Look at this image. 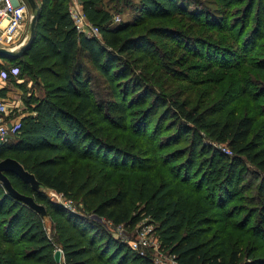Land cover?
I'll return each mask as SVG.
<instances>
[{
  "label": "trees",
  "instance_id": "obj_1",
  "mask_svg": "<svg viewBox=\"0 0 264 264\" xmlns=\"http://www.w3.org/2000/svg\"><path fill=\"white\" fill-rule=\"evenodd\" d=\"M113 1L132 4L108 0ZM188 1L135 0L134 21L115 24L118 14L105 8L103 0H78L87 21L97 27L98 39L77 31L68 0H42L30 48L14 60L0 56L17 64L19 76L34 75L47 87L43 99H26V114L12 138L0 146V160L15 159L61 200L35 193L18 176L6 173L18 193L45 207L50 230L39 213L9 195L0 183V264H56L57 249L61 264H150L105 228L106 223L133 226L143 219L156 224L159 240L175 264H241L237 246L211 243L219 237L213 223L235 216L234 226L252 231L264 242V129L250 136L254 124L250 117L223 119L225 107L235 98L229 92L209 107L190 106L172 97L164 99L149 75H128L133 71L130 64L149 57L147 36L165 32L151 24L146 34H138L137 26L169 21L175 15L201 22L204 13L190 11ZM231 2L237 6L243 31L250 22L255 24L248 32L256 48L264 42V0ZM82 58L109 87L108 99L93 95ZM169 64L164 63L167 70L172 69ZM252 68L264 73V59ZM248 92L240 89L235 96ZM130 94H136L143 108L134 123L127 106ZM3 97L5 89H0ZM157 113L156 129L147 133ZM89 114L109 129L133 133L144 147L138 151L148 150L152 157L141 155L140 164L126 165L123 152L103 145L93 134L81 133ZM162 132L167 134L161 137ZM216 143L224 144V150ZM137 171L144 173L140 185L131 178ZM243 172L251 175L243 190L252 185L254 189L240 197L244 184L238 186L237 180ZM118 174L127 175L128 183L115 190L112 180ZM240 198L243 203L238 205ZM132 200L142 202L141 217L133 216ZM69 201L75 205L67 207L64 203ZM209 233L212 239L207 238Z\"/></svg>",
  "mask_w": 264,
  "mask_h": 264
},
{
  "label": "rangeland",
  "instance_id": "obj_2",
  "mask_svg": "<svg viewBox=\"0 0 264 264\" xmlns=\"http://www.w3.org/2000/svg\"><path fill=\"white\" fill-rule=\"evenodd\" d=\"M110 2L103 0V5L105 8L111 7L114 15L118 14L115 16V24L134 21L135 9L132 4L135 0H132V4L120 5L115 4L114 1ZM188 3L190 4L188 6L190 11L195 9L204 13L205 16H202L201 22L175 15L169 21L146 22L137 26L135 32L138 34H146L151 24L158 27L160 25V30L164 28L165 32L158 37L147 36L146 48L149 49V57L140 64H130L133 71L129 72L128 75H132V73L134 75L137 73L149 75L154 88L161 95L163 94L164 99L172 97L179 101H186L190 106L209 107L229 92L235 98L225 107L222 117L228 120L243 116L250 117L254 122L250 132L251 136L260 129H264V73H259L252 68L254 63L264 59V42L261 41L259 46L255 48L253 44L255 38L250 39L248 32L254 28L255 24L250 22L246 30L243 31L238 22L237 6L231 0H189ZM27 30L29 34V26ZM96 37L101 39L99 34ZM200 50H207V53L204 56L200 55ZM81 62L87 71V75L91 78L89 87L93 95L97 99H108L111 92L107 84L103 82L97 72L92 70L85 59L82 58ZM168 62L172 69L167 70L165 68L164 63ZM117 63L119 62L117 61ZM11 65L17 64L12 62ZM18 78L22 88L19 96L20 112L15 113L16 117L26 113L27 98L35 97L41 100L46 97L47 90L46 83L34 75L23 76L20 74ZM118 81L120 80H117L116 83ZM8 86L10 87V85ZM244 88L250 92L235 96L240 89ZM135 95L130 94L127 97L128 113L131 114L130 118L133 123L136 121L139 111L143 109ZM15 99L14 97L13 100L15 101ZM84 119L81 133L85 136L93 134L104 143L103 145L115 147L123 152L125 155L123 160H125L126 165L140 164L139 157L141 155L142 157L145 156L146 159L152 157L147 156L148 150H145L146 152L138 151L144 147L130 131L121 132L120 130L109 129L102 123L95 121L93 114L85 116ZM151 120L152 122L147 127V133L156 129L155 124L159 121V114L154 115ZM166 134V132H162L161 137ZM216 146L221 150L225 148L224 144L216 143ZM136 147L138 148L136 149ZM225 153L228 156L230 154L228 151ZM131 178L135 185H140L144 180V173L137 171L132 174ZM250 179L251 175L248 172L240 173L237 180L238 186L244 185L240 187L238 196L243 197L253 191L254 185L247 191L243 190L245 182L247 184ZM112 181L114 182V189L117 190L128 183L127 175L118 174ZM254 181L256 183L257 179ZM66 203L75 205V202ZM236 203L242 204L243 198H240ZM131 205L133 216L141 217L143 215L142 202L132 200ZM237 219L238 217L235 216L224 222L213 223V229L218 228L216 234L219 237L212 240V245L218 247L220 241H225L229 248L233 246L239 248L241 264H264V242L259 240L252 231L241 230L234 226L233 224ZM106 224V231L115 238H119L127 244L130 242L139 243V248L135 252L140 257H146L150 264H175L172 254L164 248L159 240L156 224L151 223L150 219H143L133 226ZM213 237L212 233L207 236L208 239ZM253 257H258L260 261L254 262ZM138 262L141 261L138 260ZM57 264H61L60 261Z\"/></svg>",
  "mask_w": 264,
  "mask_h": 264
},
{
  "label": "built area",
  "instance_id": "obj_3",
  "mask_svg": "<svg viewBox=\"0 0 264 264\" xmlns=\"http://www.w3.org/2000/svg\"><path fill=\"white\" fill-rule=\"evenodd\" d=\"M28 12L29 7L25 0H0V48L6 50L19 48L20 44L17 43V40ZM69 13L78 32L89 36H97L99 34L97 27L87 21L82 11L72 7ZM6 110V105L0 100V143H4L8 139L9 129L3 119ZM56 200L61 201L60 198ZM64 204L70 207L66 202ZM128 245L133 251H137L139 248V243L137 242H130Z\"/></svg>",
  "mask_w": 264,
  "mask_h": 264
},
{
  "label": "water",
  "instance_id": "obj_4",
  "mask_svg": "<svg viewBox=\"0 0 264 264\" xmlns=\"http://www.w3.org/2000/svg\"><path fill=\"white\" fill-rule=\"evenodd\" d=\"M30 6V9L34 12L31 21H30V33L28 40L20 46L17 51H10L4 48H0V56L16 59L21 57L32 45L35 36V24L38 19L39 15V8L34 3L33 0H27ZM9 128H12L11 125H8ZM6 173H13L18 176L24 183L28 184L31 189L35 193H42L45 194L49 199H57L58 195L56 192L48 189L42 183L37 181L34 174L30 173L26 170L22 164L11 157L4 158L0 160V183L3 185L6 192L11 195L13 198L22 201L25 203L29 208L35 210L39 215L42 217L46 229L49 230L50 228V221L48 215L46 213L45 207L42 204H38L35 202L32 196H26L23 194L18 193L11 185ZM61 258L60 250H56L54 252V261L55 263H59Z\"/></svg>",
  "mask_w": 264,
  "mask_h": 264
},
{
  "label": "crops",
  "instance_id": "obj_5",
  "mask_svg": "<svg viewBox=\"0 0 264 264\" xmlns=\"http://www.w3.org/2000/svg\"><path fill=\"white\" fill-rule=\"evenodd\" d=\"M25 1L28 4L29 12L26 16L24 23L22 24V27H21L20 33H19V37L17 40V43L20 44V46L23 45L22 42L25 39H26L25 40V42H26L29 38L27 28L29 26V33H30V21H31V17L34 13L30 9L28 1L27 0H25ZM33 1L37 5V7L39 8L42 0H33ZM72 7H74V9H77V10H80L83 12L82 6L78 2V0H68V10H70ZM20 46H19V48H20ZM19 48H16L15 50H10V51H17ZM9 59H12V58H9ZM12 60H14V59H12ZM11 63L8 61V59L4 60V59L0 58V65H1V67H0V89H5V97L0 98V100L3 101L7 107V110L3 116V119H4V122H5L7 127H8V125H11V127H12V128L8 127V129H9L8 139L6 142L0 143V146L6 144L8 142V140H10L12 138L13 131L15 129V126H16L18 120H20L26 114V113L23 115L19 114V116H17V117L15 115V113L20 112V107H19L20 98H19V96L21 95L20 90H21L22 86H21V81L18 78L19 77L18 68L15 65H11ZM9 65H11V66H9ZM8 85H10V87ZM14 97L16 98L15 101L13 100ZM25 110H26V107H25ZM10 113H12V114L10 115Z\"/></svg>",
  "mask_w": 264,
  "mask_h": 264
}]
</instances>
